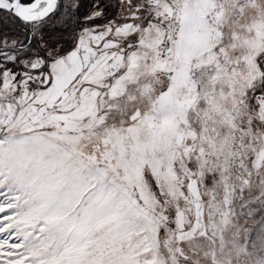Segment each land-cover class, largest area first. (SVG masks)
<instances>
[{
  "label": "snow or ice",
  "instance_id": "6c2138e0",
  "mask_svg": "<svg viewBox=\"0 0 264 264\" xmlns=\"http://www.w3.org/2000/svg\"><path fill=\"white\" fill-rule=\"evenodd\" d=\"M0 264H264V0H0Z\"/></svg>",
  "mask_w": 264,
  "mask_h": 264
}]
</instances>
